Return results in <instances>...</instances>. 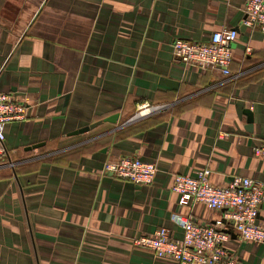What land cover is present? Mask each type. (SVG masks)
I'll return each instance as SVG.
<instances>
[{"label": "crops", "instance_id": "0c3cea01", "mask_svg": "<svg viewBox=\"0 0 264 264\" xmlns=\"http://www.w3.org/2000/svg\"><path fill=\"white\" fill-rule=\"evenodd\" d=\"M247 2L0 0V93L28 109L5 130L14 168H0V264H177L134 240L162 227L183 239L174 214L226 222L202 204L180 207L172 185L207 168L218 187L264 181L253 152L264 142V34L243 25ZM232 29L228 71L173 55L177 40ZM144 102L158 110L137 116ZM117 114V124L103 122ZM122 157L155 163V182L104 175ZM228 248L239 264H264V244Z\"/></svg>", "mask_w": 264, "mask_h": 264}, {"label": "built area", "instance_id": "2783aa9c", "mask_svg": "<svg viewBox=\"0 0 264 264\" xmlns=\"http://www.w3.org/2000/svg\"><path fill=\"white\" fill-rule=\"evenodd\" d=\"M243 25L258 28L264 34V0H248ZM237 38L238 31L232 29L215 32L206 42L177 40L173 44V55L187 66L202 71H228ZM27 110L12 94L0 93V168H14L6 146L5 130L12 122L26 120ZM144 110L154 112L158 107L148 102L136 105L137 116ZM253 152L256 158L264 160V142L255 146ZM103 173L135 185L150 186L155 182L158 167L138 157H122L107 161ZM211 174V169L207 168L196 176L175 175L172 192L178 196L180 207L202 204L210 210L223 211L225 223H229L231 230L222 221L208 226L196 224L192 217L174 214L172 220L183 230V239L177 240L171 229L162 227L152 235L135 239L133 246L148 250L158 258L172 259L177 264H239L237 256L228 248L233 241L231 231L245 243L264 244V228L259 224L264 207V181L237 177L228 185L218 187L211 183Z\"/></svg>", "mask_w": 264, "mask_h": 264}, {"label": "water", "instance_id": "95a60500", "mask_svg": "<svg viewBox=\"0 0 264 264\" xmlns=\"http://www.w3.org/2000/svg\"><path fill=\"white\" fill-rule=\"evenodd\" d=\"M248 113V128L250 131H252V114H250V112H247ZM119 118H120V115H114V116H111L109 117L108 119H106L105 121L103 122H107V123H111V124H117L119 122ZM136 119V117H135ZM103 122H97V123H94L92 124L91 126L89 127H85L83 129H80L78 131H75L73 133H71V135H81V134H85V133H88L90 132L91 130L97 128L98 126H100ZM42 145H36L35 147H30L29 150L31 149H37V148H40ZM231 236H232V239H237V235L234 233V232H230Z\"/></svg>", "mask_w": 264, "mask_h": 264}, {"label": "bare ground", "instance_id": "6f19581e", "mask_svg": "<svg viewBox=\"0 0 264 264\" xmlns=\"http://www.w3.org/2000/svg\"><path fill=\"white\" fill-rule=\"evenodd\" d=\"M151 112H153V111H150V110H144V111L139 115V117H140V116H143V115H146V114H149V113H151Z\"/></svg>", "mask_w": 264, "mask_h": 264}, {"label": "rangeland", "instance_id": "374dc122", "mask_svg": "<svg viewBox=\"0 0 264 264\" xmlns=\"http://www.w3.org/2000/svg\"><path fill=\"white\" fill-rule=\"evenodd\" d=\"M136 113H137V111H136Z\"/></svg>", "mask_w": 264, "mask_h": 264}, {"label": "trees", "instance_id": "16d2710c", "mask_svg": "<svg viewBox=\"0 0 264 264\" xmlns=\"http://www.w3.org/2000/svg\"><path fill=\"white\" fill-rule=\"evenodd\" d=\"M135 109H136V107H135Z\"/></svg>", "mask_w": 264, "mask_h": 264}]
</instances>
